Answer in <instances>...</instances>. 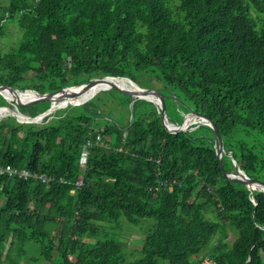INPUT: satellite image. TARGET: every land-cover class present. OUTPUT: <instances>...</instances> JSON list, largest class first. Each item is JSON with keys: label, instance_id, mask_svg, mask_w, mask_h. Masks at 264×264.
<instances>
[{"label": "trees", "instance_id": "trees-1", "mask_svg": "<svg viewBox=\"0 0 264 264\" xmlns=\"http://www.w3.org/2000/svg\"><path fill=\"white\" fill-rule=\"evenodd\" d=\"M263 17L264 0H7L0 34H20L0 50V84L44 93L109 75L169 89L213 119L225 172L234 158L264 182ZM0 106L33 117L49 102ZM165 106L180 124L184 106ZM215 150L207 124L170 132L156 103L115 89L37 122L0 110V166L55 178L0 173V264H264V191L229 181ZM121 216L154 218L130 259L100 236Z\"/></svg>", "mask_w": 264, "mask_h": 264}, {"label": "water", "instance_id": "water-1", "mask_svg": "<svg viewBox=\"0 0 264 264\" xmlns=\"http://www.w3.org/2000/svg\"><path fill=\"white\" fill-rule=\"evenodd\" d=\"M115 89L122 94H128L134 99H143L156 103L160 110V120L164 127L170 132H178L180 130H186V128L197 122H203L207 124L214 132L216 140V156L218 164L223 174L231 182H241L253 194L255 189L264 191V182L258 178L248 176L238 165L236 160L232 158L234 165V172H225L221 163V156L227 154L232 156L230 152L225 151L223 147V139L221 133L213 121L208 115L201 111L191 109L186 103L173 91L169 89H163L159 91L156 86H139L134 84L130 79L117 80L114 76H97L88 82H80L72 85H65L56 90L39 93L33 89H18L12 85L1 83L0 94L6 99L13 102L15 106H29L41 102H49V106L46 110L38 113L33 117L23 116L15 111L10 110L6 106H0L1 111H11V113L17 117L20 121L37 122L43 116L50 114L59 108H64L68 105H77L85 102L91 98L94 94L102 90ZM171 98L176 100L179 104L183 105L186 113L183 116L180 124L175 125L167 120L165 98ZM255 204L254 198H252Z\"/></svg>", "mask_w": 264, "mask_h": 264}, {"label": "rangeland", "instance_id": "rangeland-1", "mask_svg": "<svg viewBox=\"0 0 264 264\" xmlns=\"http://www.w3.org/2000/svg\"><path fill=\"white\" fill-rule=\"evenodd\" d=\"M0 2L6 3L7 0H0ZM252 15H255L251 11ZM264 19V17H263ZM20 31L16 26L9 27L6 29L5 33L0 34V50H3L7 45L14 43L18 40ZM140 84V83H139ZM138 84V85H139ZM141 84L139 86H143ZM146 87V86H145ZM154 218H144L140 221L139 224H132L128 222L123 216H121L117 221H102L103 226H99L101 229L100 236L106 239L114 240L119 242L122 245V250L127 255V258L130 259L136 255V251L140 249L143 243V237L146 229L148 230L147 225H152ZM143 223H148L144 224ZM147 232V231H146ZM233 238L232 234H229L228 239ZM136 257V256H135ZM164 264V263H161ZM201 264H210L209 260L205 258Z\"/></svg>", "mask_w": 264, "mask_h": 264}, {"label": "built area", "instance_id": "built-area-1", "mask_svg": "<svg viewBox=\"0 0 264 264\" xmlns=\"http://www.w3.org/2000/svg\"><path fill=\"white\" fill-rule=\"evenodd\" d=\"M99 140H100V136L96 135L94 141L98 142ZM92 143L93 142L90 140L86 141L84 151L81 154L80 161H79L80 170H83L85 167L88 148L91 146ZM0 173H6L9 176L17 175L23 179L36 178V179H39L43 183H48V182L55 179L54 176H52V175H44V174L38 173V172H31L25 168L17 169V168L10 166V165L0 166ZM76 182H77V185H80L82 183V179L78 178Z\"/></svg>", "mask_w": 264, "mask_h": 264}]
</instances>
